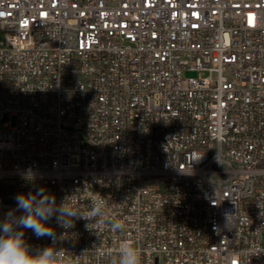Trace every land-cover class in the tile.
Masks as SVG:
<instances>
[{"label": "built area", "instance_id": "built-area-1", "mask_svg": "<svg viewBox=\"0 0 264 264\" xmlns=\"http://www.w3.org/2000/svg\"><path fill=\"white\" fill-rule=\"evenodd\" d=\"M0 117V220L106 200L47 222L72 264H264V0H0Z\"/></svg>", "mask_w": 264, "mask_h": 264}, {"label": "clouds", "instance_id": "clouds-1", "mask_svg": "<svg viewBox=\"0 0 264 264\" xmlns=\"http://www.w3.org/2000/svg\"><path fill=\"white\" fill-rule=\"evenodd\" d=\"M22 178L34 182L36 174L29 168ZM14 200L16 207L4 213L0 220V264H72L70 254L55 247L58 237L47 222L54 217L58 226L68 229L73 226L74 218L87 221L96 218L98 225L105 221L106 200L103 198L94 201L87 214L70 207L69 199L58 205L44 188L17 193ZM86 227L90 228L89 223ZM115 228L121 229L123 224L118 223ZM25 230H31L37 239L47 237L52 244L33 253L24 238ZM113 264H142L141 250L132 241L124 240L119 245L118 260L114 259Z\"/></svg>", "mask_w": 264, "mask_h": 264}, {"label": "rangeland", "instance_id": "rangeland-1", "mask_svg": "<svg viewBox=\"0 0 264 264\" xmlns=\"http://www.w3.org/2000/svg\"><path fill=\"white\" fill-rule=\"evenodd\" d=\"M186 77H196V74L194 73H186L184 74ZM5 122V118L0 117V129H2V125ZM261 245L264 247V233L261 234Z\"/></svg>", "mask_w": 264, "mask_h": 264}]
</instances>
